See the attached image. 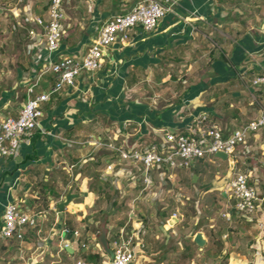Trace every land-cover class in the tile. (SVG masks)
Listing matches in <instances>:
<instances>
[{
  "label": "crops",
  "instance_id": "1",
  "mask_svg": "<svg viewBox=\"0 0 264 264\" xmlns=\"http://www.w3.org/2000/svg\"><path fill=\"white\" fill-rule=\"evenodd\" d=\"M137 1L64 0L55 57L81 56L106 18ZM47 3L0 0V120L17 114L33 74L46 64L29 19L43 16ZM263 65L264 0H177L153 30L135 28L127 44L108 46L90 95L81 94L84 75L51 93L41 106V130L0 161V200L9 192L37 214L21 240L0 238V264H106L127 236L131 264H264V201L247 218L220 216L230 203L226 182L236 161L206 155L188 168L156 169L154 184L140 195L122 170L103 177L113 154L86 143L108 135L114 143L158 140V132L140 136L122 124L135 106L149 107L156 127L185 131L192 116L204 113L206 124L226 133L264 106L250 85ZM53 81L46 72L35 90L49 91ZM254 138L247 141L248 166L263 195L264 144ZM65 194L67 202L57 206ZM91 253L95 263L86 257Z\"/></svg>",
  "mask_w": 264,
  "mask_h": 264
},
{
  "label": "built area",
  "instance_id": "2",
  "mask_svg": "<svg viewBox=\"0 0 264 264\" xmlns=\"http://www.w3.org/2000/svg\"><path fill=\"white\" fill-rule=\"evenodd\" d=\"M63 3L64 0H48L45 14L32 15L29 19L33 27L38 28L41 52L46 64L33 74V81L25 88L26 97L17 114L0 120L1 160L16 156L20 142L40 129V118L43 115L41 106L48 101L51 93L74 87L84 75L86 83L81 94L84 98L89 96V86H96V74L102 68L106 48L114 43L121 46L127 44L131 33L137 27L146 32L153 30L166 14L174 11L177 0H138L129 10L106 18L81 56L56 58L55 54L62 41L61 26L65 18ZM27 33L35 35L36 32L30 29ZM46 72L53 75V84L49 91L37 92L35 87L38 80ZM250 85L260 88L264 93V65L252 76ZM134 112L133 116L122 120V124L132 128L140 136L151 132L156 135L158 132L159 139L151 136L143 142L128 143L120 140L114 143V138L110 135L105 140L101 136L90 138L86 143L94 147H106L113 154V159L104 164L103 177L122 170L123 177L138 187L141 195L154 184L153 175L156 177V169L173 171L188 168L206 155L221 152L236 161L238 167L232 170L227 179L226 190L230 203L220 212V216L226 221L232 215L247 218L264 201V194H259L252 170L248 166L250 151L247 145L250 136H258L264 144V106L259 108L255 117L226 133L216 126L206 124L204 113L192 116L189 128L179 131L151 124L153 117L150 115L153 111L147 106H135ZM11 187L12 185L8 188ZM8 193L5 192L0 200V238L21 240L24 228L35 224L37 214L25 208L21 201L13 200ZM130 240V236L122 237L113 248L106 264H131L134 251L129 247ZM73 264L86 263L78 259Z\"/></svg>",
  "mask_w": 264,
  "mask_h": 264
},
{
  "label": "trees",
  "instance_id": "3",
  "mask_svg": "<svg viewBox=\"0 0 264 264\" xmlns=\"http://www.w3.org/2000/svg\"><path fill=\"white\" fill-rule=\"evenodd\" d=\"M180 49H182V48H180ZM177 52V51H176ZM210 56H211V58H215L217 55L215 54V55H213V52H214V50H212V49H210ZM133 81H135V78H131L130 80H128V82L129 83H132ZM254 90H256L255 92H257V93H261L263 96H264V93H263V91L260 89V88H255ZM43 187H48V184H46V183H44V185H43ZM46 188H44V190H43V192H44V196L46 197L47 195H48V193L46 192V190H48V189H46ZM50 190H51V188H50ZM68 223V222H67ZM87 259L88 260H90L92 263H95V255L94 254H88L87 256Z\"/></svg>",
  "mask_w": 264,
  "mask_h": 264
},
{
  "label": "water",
  "instance_id": "4",
  "mask_svg": "<svg viewBox=\"0 0 264 264\" xmlns=\"http://www.w3.org/2000/svg\"><path fill=\"white\" fill-rule=\"evenodd\" d=\"M137 29H138V30H141V27H137ZM214 155H215L216 157L220 158V159H230V160H232L231 157H228L226 154L221 153V152H216V153H214ZM0 161H1V159H0ZM66 196H67V194H65V195L62 197L61 201L57 204V206H61V205H63L64 203L67 202V199H66L67 197H66ZM194 239H195V240L197 239V240H199L200 242H202L200 234H196Z\"/></svg>",
  "mask_w": 264,
  "mask_h": 264
}]
</instances>
